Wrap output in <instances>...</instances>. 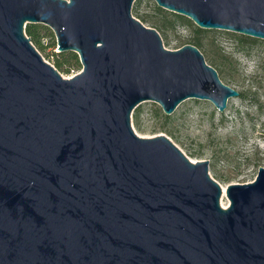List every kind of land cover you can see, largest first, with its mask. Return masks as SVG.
Instances as JSON below:
<instances>
[{"label": "water", "instance_id": "95a60500", "mask_svg": "<svg viewBox=\"0 0 264 264\" xmlns=\"http://www.w3.org/2000/svg\"><path fill=\"white\" fill-rule=\"evenodd\" d=\"M136 0H0V264H264V167L226 188L133 113L240 92L194 44L164 46ZM204 29L264 40V0H155ZM78 53L67 78L26 34Z\"/></svg>", "mask_w": 264, "mask_h": 264}, {"label": "rangeland", "instance_id": "374dc122", "mask_svg": "<svg viewBox=\"0 0 264 264\" xmlns=\"http://www.w3.org/2000/svg\"><path fill=\"white\" fill-rule=\"evenodd\" d=\"M156 6L159 5L155 0H136L132 13L138 19L140 14L150 16V21L140 20L160 32L166 48L178 49L193 44V30L175 22L173 11L161 7L165 11L159 12ZM155 23L164 24V28L159 29ZM202 29L206 30L203 34L205 45L200 50L206 61L215 65L222 80L238 90L240 95L229 98L223 113L210 100L186 99L179 104L169 122L156 116L155 111L161 109L158 103L144 101L138 106L140 126L137 128L134 120L133 126L138 136L143 138L166 135L194 163L209 161V173L223 187L222 200L229 207L230 201L225 193L227 186L253 182L259 169L264 167V40L257 38L253 44L239 46L238 36L244 34ZM54 37L55 48L48 45L42 50L37 47L44 59L52 64L53 53L58 52L55 33ZM51 41L50 38L43 40L45 44ZM214 60L224 61L225 65L220 67ZM82 69L81 63L69 73L60 72L70 78Z\"/></svg>", "mask_w": 264, "mask_h": 264}, {"label": "trees", "instance_id": "16d2710c", "mask_svg": "<svg viewBox=\"0 0 264 264\" xmlns=\"http://www.w3.org/2000/svg\"><path fill=\"white\" fill-rule=\"evenodd\" d=\"M156 9L159 12H164L165 10L162 9L159 6H156ZM171 14L174 16V21L177 23H183L187 26H189L193 32H194V40L193 44L196 45L199 49L201 46L205 45V42L203 41V34L205 33L206 30H203L199 26H197L193 20L188 18L187 16L171 12ZM139 18L142 21H150V16L147 14H140ZM159 29H163L164 24H158L155 23ZM26 34L31 38L32 42L36 47L39 49L45 50L47 46H51L53 48L56 47V40L54 37V32L48 27L40 23H28L26 26ZM48 38L52 39V41L49 44H45L43 42L44 39ZM257 38L251 37V36H244V35H239L238 36V41H239V46H244V44H253L257 42ZM54 65L58 68L59 71H63L65 73H69L74 67H79L81 66V60L78 55V53L74 51H64V52H54ZM226 58V57H225ZM215 63L218 66H223L225 65L224 61L214 60ZM215 67V65H213ZM217 69V67H215ZM218 71V70H217ZM220 75V74H219ZM222 79V78H221ZM156 116L163 118L166 122H169L171 120V116H166L162 113L161 109H157L155 111ZM140 117H141V111L140 109H137L133 113V120L134 124L137 128L140 126ZM227 180V179H226Z\"/></svg>", "mask_w": 264, "mask_h": 264}, {"label": "bare ground", "instance_id": "6f19581e", "mask_svg": "<svg viewBox=\"0 0 264 264\" xmlns=\"http://www.w3.org/2000/svg\"><path fill=\"white\" fill-rule=\"evenodd\" d=\"M222 206H223L224 208H226V207H227V204H226V203H224V199L222 200Z\"/></svg>", "mask_w": 264, "mask_h": 264}]
</instances>
